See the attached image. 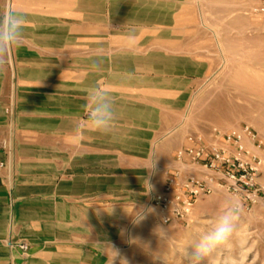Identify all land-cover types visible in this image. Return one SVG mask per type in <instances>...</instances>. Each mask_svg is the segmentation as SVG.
Segmentation results:
<instances>
[{
    "label": "crops",
    "instance_id": "crops-1",
    "mask_svg": "<svg viewBox=\"0 0 264 264\" xmlns=\"http://www.w3.org/2000/svg\"><path fill=\"white\" fill-rule=\"evenodd\" d=\"M9 8L26 24L0 68V264H104L164 121L208 72L189 45L192 2L0 0ZM93 85L114 102L107 135L85 125Z\"/></svg>",
    "mask_w": 264,
    "mask_h": 264
},
{
    "label": "rangeland",
    "instance_id": "rangeland-1",
    "mask_svg": "<svg viewBox=\"0 0 264 264\" xmlns=\"http://www.w3.org/2000/svg\"><path fill=\"white\" fill-rule=\"evenodd\" d=\"M191 2L194 21L189 45L205 58L209 69L193 85L185 108L164 121L165 130L155 146V174L149 179L152 190L146 189L136 207L144 209L145 218L134 222L129 216L121 237L109 243L104 264H112L113 249L118 252L113 264H124L121 260L184 264L181 249L206 231L221 205L233 198L242 206L236 230L208 264H264V167L242 192L218 188L200 197L184 222L162 223L158 209L148 203L162 189L175 164L174 155L186 145L189 134L201 133L208 140L212 129L226 133L248 126L264 146V14L253 11L255 0ZM247 147L254 146L248 142Z\"/></svg>",
    "mask_w": 264,
    "mask_h": 264
},
{
    "label": "built area",
    "instance_id": "built-area-1",
    "mask_svg": "<svg viewBox=\"0 0 264 264\" xmlns=\"http://www.w3.org/2000/svg\"><path fill=\"white\" fill-rule=\"evenodd\" d=\"M255 1L253 11L264 14V0ZM248 142L254 147H247ZM174 162L162 189L148 202L164 224L189 220L197 200L218 188L237 193L250 186L253 174L264 167V146L248 126L226 133L212 129L208 140L201 133L187 135ZM17 246L28 249L24 242Z\"/></svg>",
    "mask_w": 264,
    "mask_h": 264
},
{
    "label": "clouds",
    "instance_id": "clouds-1",
    "mask_svg": "<svg viewBox=\"0 0 264 264\" xmlns=\"http://www.w3.org/2000/svg\"><path fill=\"white\" fill-rule=\"evenodd\" d=\"M25 24L26 19L24 16L11 8L0 14V68L6 64L11 49L20 44ZM91 68L99 71L101 61L93 60ZM85 117V125L89 131L101 135L112 132L116 112L112 96L107 88L93 85L87 89ZM146 170L149 172V177L144 178L148 185V192L152 190L149 179L155 171L154 159ZM151 211L149 208L148 212ZM241 211L242 206L235 198L222 204L214 219L210 222V227L206 231L197 233L192 242L181 249L184 264H205V261L208 264V259L221 251L230 241L236 230ZM130 215L133 217L134 222H139L145 218L143 208L135 209V215ZM160 231L166 235V230L160 228ZM113 251L115 256L112 264L118 256V252L114 249ZM121 261L126 264L124 260Z\"/></svg>",
    "mask_w": 264,
    "mask_h": 264
}]
</instances>
